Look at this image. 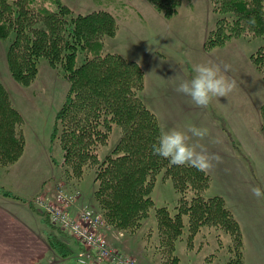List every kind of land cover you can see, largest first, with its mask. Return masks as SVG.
Returning a JSON list of instances; mask_svg holds the SVG:
<instances>
[{
    "label": "rangeland",
    "instance_id": "obj_1",
    "mask_svg": "<svg viewBox=\"0 0 264 264\" xmlns=\"http://www.w3.org/2000/svg\"><path fill=\"white\" fill-rule=\"evenodd\" d=\"M61 1L74 15L106 11L114 16L118 31L113 38L104 41L106 53H115L124 59L132 58L126 60L140 67L135 59L144 63L155 54H162L183 65L185 62L215 65L226 78H235L240 87L239 96L235 94L236 89L231 92L230 98L214 97L208 105L215 108L220 127L229 130L232 141L229 138L231 150L223 148V158L213 164L210 174L205 170L211 182L204 197L216 196L224 201L240 226L242 246L239 247L234 236L221 227L202 226L194 235L189 215L183 218L185 227L174 250L171 252L163 245L156 211L167 209L174 214L181 201L185 199L188 204L193 196L191 192L183 195L177 192L164 171L156 176L150 195L154 208L139 222L138 228L119 229L113 226L94 197L95 169L85 167L81 177L66 172L59 141L52 140L55 114L68 92V80L42 60L37 79L29 87L19 85L8 69L6 50L9 42L1 40L0 81L23 118L25 149L19 164L12 166L9 173H6L7 168L0 167V188L20 195L27 182L40 187L47 180L55 192L60 187L69 192L80 191L81 199L73 211L91 209L98 213L102 220L98 233H101L107 247L134 264H173L174 259L177 264H264V199H257L251 191L253 187L264 189V130L259 123L260 108L264 106V79L250 60V56L264 45V38L245 35L232 39L223 47L206 51L205 42L210 32L215 30L218 20L222 17L233 19L230 14L222 16L215 13L212 0H182L177 15L171 19L164 18L147 0ZM83 58L84 55L80 57V63ZM225 65L229 66L227 71L223 69ZM144 88L140 98L150 109L144 101ZM205 127L211 129L206 123ZM121 138L122 130L115 125L108 142L98 149L101 162L113 153ZM214 142L221 146L219 139H214ZM47 228V233L59 235L69 248L77 245L73 235L57 227ZM81 253L76 256L78 264ZM93 255L84 264H107L104 259L98 260L99 252ZM73 256L61 257L56 253L55 258H70L69 263L76 264L71 258ZM47 264L57 263L53 259Z\"/></svg>",
    "mask_w": 264,
    "mask_h": 264
},
{
    "label": "trees",
    "instance_id": "obj_2",
    "mask_svg": "<svg viewBox=\"0 0 264 264\" xmlns=\"http://www.w3.org/2000/svg\"><path fill=\"white\" fill-rule=\"evenodd\" d=\"M166 19L177 15L182 0H147ZM218 20L205 42V50L223 47L245 35L264 38V0H212ZM118 31L106 11L74 15L61 0H0V40L8 41L6 60L12 78L29 87L38 77L42 60L69 82L66 97L55 114L52 140L59 141L66 172L81 177L85 167L95 169L94 197L109 222L119 229H137L154 208L150 197L156 176L165 172L177 192L193 194L174 210L156 211L162 244L172 252L182 237L184 216H190L195 235L202 226L225 228L242 246L238 222L220 197L205 198L210 177L191 165L174 166L152 154L160 133L153 112L140 98L144 72L135 62L104 51V41ZM84 55L80 63V57ZM264 79V45L250 56ZM264 130V106L261 108ZM24 121L0 81V167L16 164L24 153ZM122 138L104 161L98 149L113 127ZM4 195L18 197L5 190ZM51 226L49 220H45ZM50 247L61 257L73 256L59 235L48 234ZM177 264V260H173Z\"/></svg>",
    "mask_w": 264,
    "mask_h": 264
},
{
    "label": "crops",
    "instance_id": "obj_3",
    "mask_svg": "<svg viewBox=\"0 0 264 264\" xmlns=\"http://www.w3.org/2000/svg\"><path fill=\"white\" fill-rule=\"evenodd\" d=\"M159 17L163 20L160 15ZM126 59L132 60L129 57ZM134 61H137L144 70V101L155 113L160 128H176L187 132L189 126L205 127L206 123L208 128H211L209 135L203 140L192 138L191 143L203 145L210 156L223 158V148L228 147L231 150L232 135H230L229 130L220 127L221 125L214 111L215 108L208 106L199 109L190 97L176 91L179 80L174 78L178 75L190 79L193 65L188 62L183 65L180 61L169 60L162 54H155L152 59L144 60V63L139 59ZM234 74L237 75L235 71ZM237 87L234 91L237 89L235 94L239 96L240 87L238 85ZM230 94L222 98L226 100L230 98ZM197 117L200 119H197ZM260 117L261 112H259L261 126ZM189 135L191 134L189 133ZM214 139H219L221 146L217 145ZM230 154H233V151H230ZM215 162L218 161L213 159L211 161L212 165ZM17 164L19 162L13 166L16 167ZM10 168L12 166L6 169V173L10 172ZM209 169L206 171L210 174ZM0 190L3 189L0 188ZM53 190L54 188H51L45 180L40 187L27 182L22 187L20 195L12 193L18 197L17 199L6 196L0 191V264H47L53 259L57 264H73L69 263L70 258H55L56 253L51 250L48 242V225L45 222L47 219L33 204L37 197ZM79 205L82 206L80 203ZM76 243L77 245L72 248L75 254L71 258H74L76 264H78L76 256L83 250V247L80 243Z\"/></svg>",
    "mask_w": 264,
    "mask_h": 264
},
{
    "label": "clouds",
    "instance_id": "obj_4",
    "mask_svg": "<svg viewBox=\"0 0 264 264\" xmlns=\"http://www.w3.org/2000/svg\"><path fill=\"white\" fill-rule=\"evenodd\" d=\"M228 68L225 65L224 71ZM191 71L190 79L178 75L174 78L179 80L176 91L190 97L198 107H207L214 97H227L237 87L236 81L226 78L218 66L198 63L192 66ZM208 135L206 127L194 125L189 126L187 132L176 128H162L151 146L152 154L168 160L174 166L191 165L198 171H205L213 166V159L219 161L220 157L210 156L203 145L191 143V140H203ZM251 191L257 199H264V189L253 187Z\"/></svg>",
    "mask_w": 264,
    "mask_h": 264
},
{
    "label": "built area",
    "instance_id": "obj_5",
    "mask_svg": "<svg viewBox=\"0 0 264 264\" xmlns=\"http://www.w3.org/2000/svg\"><path fill=\"white\" fill-rule=\"evenodd\" d=\"M80 197V191L69 192L60 187L48 196L37 198L34 203L53 226L73 235L82 244L80 264H84L86 259L93 257V253L97 252L98 260L104 259L108 264H134L132 260L107 247L101 233H98V228L102 226L98 213L91 209L73 211Z\"/></svg>",
    "mask_w": 264,
    "mask_h": 264
}]
</instances>
